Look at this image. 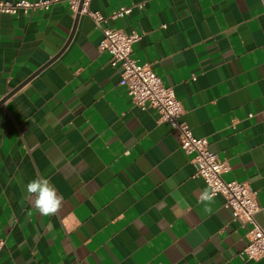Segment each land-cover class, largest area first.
Masks as SVG:
<instances>
[{"label": "crops", "instance_id": "crops-1", "mask_svg": "<svg viewBox=\"0 0 264 264\" xmlns=\"http://www.w3.org/2000/svg\"><path fill=\"white\" fill-rule=\"evenodd\" d=\"M120 7L132 9L102 26L139 34L132 57L172 87L223 179L255 191L264 226V0L89 4L105 17ZM101 37L66 0L0 14V100L39 71L0 105V264H264L238 257L249 225L221 195L203 214L208 187L177 130L130 102ZM37 177L63 196L56 215L26 199Z\"/></svg>", "mask_w": 264, "mask_h": 264}, {"label": "built area", "instance_id": "built-area-1", "mask_svg": "<svg viewBox=\"0 0 264 264\" xmlns=\"http://www.w3.org/2000/svg\"><path fill=\"white\" fill-rule=\"evenodd\" d=\"M58 0H0V14L14 16L24 15L31 11H48ZM70 12L90 17L94 25L100 29L102 37L98 50L109 55L112 67L118 68L120 79L118 84L125 88L130 102L140 107L154 108L160 120L178 132L179 148L190 156L195 167L194 177H198L216 195L224 199V208L231 211L233 217L242 224H248L246 244L238 257L242 261L264 260V226L259 225L255 216L260 210L256 202V193L245 182L225 181L222 175L227 171V164L215 153L208 150L205 138L193 136L189 126L181 120L182 107L176 99L172 87L163 85L161 79L152 71L148 63H139L132 57L133 45L139 40L135 31L127 34L120 29L103 27L109 18L122 19L131 12L132 7H120L108 17L89 8L91 0H66ZM141 9L142 4H136ZM3 240L0 239V252Z\"/></svg>", "mask_w": 264, "mask_h": 264}, {"label": "clouds", "instance_id": "clouds-1", "mask_svg": "<svg viewBox=\"0 0 264 264\" xmlns=\"http://www.w3.org/2000/svg\"><path fill=\"white\" fill-rule=\"evenodd\" d=\"M26 199L33 201L34 208L44 217L56 215L63 203V196L57 194V190L51 185L49 179L37 177L25 185ZM202 206V212L210 216L214 212L215 193L205 188L198 198Z\"/></svg>", "mask_w": 264, "mask_h": 264}, {"label": "water", "instance_id": "water-1", "mask_svg": "<svg viewBox=\"0 0 264 264\" xmlns=\"http://www.w3.org/2000/svg\"><path fill=\"white\" fill-rule=\"evenodd\" d=\"M78 18H79V15L78 14H76L75 15V23H76V21L78 20ZM74 26H75V24H74ZM72 35H73V30L71 31V34H70V36H69V38L67 39V42L65 43V45L63 46V48L61 49V51L62 50H64V48L67 46V44H68V42L70 41V39L72 38ZM60 51V52H61ZM60 52L59 53H57V55H55V57H53V59H51L48 63H47V65L48 64H50L56 57H58L59 56V54H60ZM39 71H36L33 75H31L30 77H29V79H27V80H25L22 84H20L13 92H11L9 95H7L6 97H4L2 100H0V105L11 95V94H13L16 90H18L21 86H23L27 81H29L33 76H35L37 73H38Z\"/></svg>", "mask_w": 264, "mask_h": 264}]
</instances>
